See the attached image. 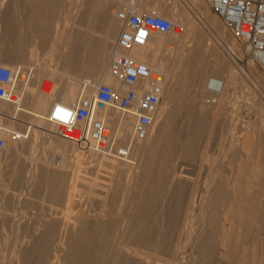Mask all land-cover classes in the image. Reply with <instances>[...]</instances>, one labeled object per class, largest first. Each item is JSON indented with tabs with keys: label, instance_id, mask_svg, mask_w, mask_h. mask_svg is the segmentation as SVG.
<instances>
[{
	"label": "rangeland",
	"instance_id": "obj_1",
	"mask_svg": "<svg viewBox=\"0 0 264 264\" xmlns=\"http://www.w3.org/2000/svg\"><path fill=\"white\" fill-rule=\"evenodd\" d=\"M13 1L14 0H12V1L0 0V21H1L0 22V43L2 44V45L0 44V57L3 56L4 54L7 55L8 52H9V54H17L18 48H14V46L11 44V42H13L14 40L16 41L18 39L20 41H23V38L21 36H20V38L19 37H17V38L13 37L15 35H13V32H11L12 28L17 26V24H19L20 22H22L20 20L23 19V16L26 15L25 13L28 11V10H25V11H23V10L29 9V8H24L26 5L28 7H30L32 5H37L39 3L38 0H32L33 4H32L31 0H15L14 4H13ZM52 1L53 0H50L51 4L54 3L53 8H52L53 11L59 13V15H60V17H59V21L61 22L60 24L67 26L69 23L68 27L66 28L67 29L66 33H65L66 35H64L65 39H63V42L61 43V44H63V43L64 44L59 45V47L56 49L57 51L59 49L60 52L59 51L57 52L55 50L58 53L57 54L52 49L54 46H51V47L48 46L49 49L47 48L45 50V52H44L45 54L38 51L37 47H35L36 49H33L34 45H36V43H37V40L34 39L36 37H33V36H32L33 37L32 43L30 42L31 43L30 45L32 47L29 45L28 47H30V49H28V47H27L25 49L26 52L24 51V53L28 56L27 57L24 54L25 57H27V58H25L26 61H24V62L28 63V64H26V66L29 65V63L31 62L32 59L36 60L35 56L40 57V54H41V56L43 54V56L46 55L48 57L49 56L54 57V59L49 58L51 61L48 60L46 62V67L49 64L48 65L49 67H47V68H50V69L45 71V73L43 72L44 74H46V76H44V78L40 84V87H41L43 82L57 83L58 85H61L60 81H58L55 78L51 79V77H50L51 73L55 72L54 71L55 69L62 71L66 68H71V71H73L75 74L76 73L86 74L91 69L92 65L94 64V60H96V58L100 54L99 51L101 49L100 48L101 43L103 42L102 35L105 34L104 30L108 29L107 25H109V23H110L108 21L111 18L110 16L112 15L111 10H112V12L114 10L119 11L120 9L125 8L128 3H133V2H137V4L141 3L142 5L140 4V6H142V7L144 6V8H148L151 4L154 5V3H157V2H155L157 0H152L154 2H151V0H142L143 2L141 0H127V1L126 0H105L106 1L105 4L108 7L107 8L105 6V8L109 9L110 10V12H109V10L104 11V10H102L103 8L100 9V8L96 7L95 6L96 5L95 0H56V1L54 0L53 3H52ZM61 1H63V2H61ZM123 1H125L126 4ZM163 1H168L170 3H176L180 8H182V7L186 8V6H187L186 0H163ZM78 2H80V3H78ZM30 4H32V5H30ZM201 4H202L201 7H202L204 12H206L207 10H210V12H211L210 17H211L212 21H214L216 23L218 30L221 32H224L228 41H230L232 44L234 43L236 45L235 50L237 52L236 53L237 56L243 57L242 46L240 45V43L238 41H236L233 38V36L226 30V28L224 27L221 20L215 15V13L209 8V6L206 5L203 1L201 2ZM7 8H9V9H7ZM152 9H155V7L152 6ZM21 10L23 12H21ZM104 12H106L105 13L106 17H105ZM107 13H108V16H107ZM74 14L77 17H75ZM114 14H117V12H115ZM66 15H68V20H66V18H65ZM69 16H71V17H69ZM78 17H80V18H78ZM115 17H116V15H115ZM74 18L75 19L77 18L78 20H75ZM17 19H19L20 22L19 23L17 22V24L15 25V21ZM89 19H91V20H89ZM4 21H7V22H4ZM67 21H68V23H66ZM75 21H77L79 24ZM87 22H88V24H87ZM94 22L97 23L96 27H95ZM1 23L3 24V26ZM86 24L89 25L90 29L95 30L94 33H96V34H94L93 32L90 31V33H91L90 34L91 38L89 41L90 44L88 43L87 46L83 45L84 42H83L82 37L84 35H81L82 32H83V34H85V32L83 30L86 28ZM119 25H118V31L120 32V29H119L120 26ZM83 26L85 28H83ZM105 26H107V27H105ZM97 27H98V29H97ZM104 27H105V29H104ZM6 28L8 29L7 33L9 34V35H7L8 39L2 37L3 36L2 34H3L4 30H6ZM71 29L73 30V32ZM185 29H186V27H185ZM102 30H103V33H101ZM96 31H98V32H96ZM79 32H81V33H79ZM119 32L116 34L115 39L118 37ZM97 34H98V36H96ZM92 36H94V37L96 36V38L94 39ZM100 36H101V38H100ZM168 37L170 38V34L165 35V38H168ZM79 38L82 39V41L80 39V41L82 42L81 44H79L80 43L78 41ZM12 39H13V41H12ZM100 41H101V43H99ZM190 42H192V43H190ZM95 43H96L97 48L94 46ZM174 45L178 49L182 48V46L180 45L179 42L175 43ZM89 46L92 48L90 49ZM110 46H111V44H110ZM110 46H108L107 49L110 50ZM195 46H196V42L192 41L191 39H190L189 43L186 44L187 49H190V48L195 47ZM8 50H10V51H8ZM31 51L32 52H38V53H30ZM87 51H90V52H87ZM48 52L50 54H48ZM69 52L71 55L69 54ZM81 52L83 55L80 54ZM94 52L96 54L95 58H94ZM107 52L109 54V51H107ZM55 53H56V55H55ZM86 54H88V55H86ZM221 56L225 58V56L223 54H221ZM48 57H45V58L48 59ZM30 58H32V59L30 60ZM27 59L30 60V62H28ZM79 59H80L81 64L78 61ZM82 59H83V61H81ZM225 59L223 60V61H225V64L230 62L227 59L226 60ZM166 62L167 61L165 60L164 63L166 65V71H168V70L170 71V68H171L172 70L175 69L174 72L177 71L176 73H179L176 76V85H177V88H179L178 87L179 84L182 83V75H181L182 72L181 71H183V67L182 66L177 67L178 64H176V63H179V61L175 62L176 68H175V66L172 67V64H173L172 61H169V65ZM78 63L80 64V67H79ZM0 64H1V62H0ZM36 64L38 66H42L43 60L39 59L36 62ZM230 64L232 66V69L234 68L233 71H235L236 74L239 76L238 79L240 81H238V84L236 86H234L235 88L233 86H231L232 90L230 87L228 94H227L228 96L226 97V99L223 98L225 100V103L223 102V99L219 102L221 104H219L217 102L208 103L206 98L202 95V88L198 85L196 86L197 88L194 87V83L197 81L195 78H193L194 80L192 79V81L189 83L188 89L184 90L183 85H182V88L179 89L180 92H178L179 97L176 98L177 101H175L174 104L171 103L168 106L169 110H171L170 108L176 109V111H175L176 113L174 112V117L168 118L167 112L165 111V114H163V117L161 118L159 125L156 126V129H159V128L162 129V133L164 134V136L162 134L161 140L156 145V148H157L156 151H157L158 150L157 146H159V144H160L159 150L157 151V154H156L158 157L155 155L156 157L155 156L152 157L151 160H150V158H148V160H146L147 158H145L141 161L140 159H138V157H136L134 155V152H133L132 153L133 155L131 154L132 158L130 157V159L122 160L123 162H128L129 166L131 165L130 167H128V166H124L121 163L122 161L120 159L115 158L113 155L108 156L107 157L108 159L104 158L105 159L104 160V159H102L103 158L102 155H97L99 157L98 158L96 155L90 157L89 154H87V155L83 154V157H79V156L75 157L76 159L80 158L78 160L73 158V161L72 160H70V162L67 161V164H66L67 167L63 168V169H65V171L63 172L62 168L59 167L62 156L52 152V150L49 149L51 137L48 136V138L47 137L45 138V136L43 135V132H48L45 130V128H43V127H42V129L36 128V129L40 130L41 133H39V135H38V138L36 140V144L33 143L34 144V150L32 152L29 150H26V153L28 151H29V153L22 154L23 156L15 153V149L12 148V146L8 142V140H5L6 141V148L2 149V150L0 149V242H1L0 264H22V263L34 264V263H36L38 260V259L36 260V258H38V256H37V253L39 252L38 248L40 249L41 243L47 239L46 236L52 237L55 235V233H54L55 228L53 225H55L57 228V225L59 226L61 223H64V222L65 223L61 224L60 227L58 228L59 230L61 228H63V229H61V231H62V230H64V228L66 229L67 225L72 224L71 226H73L75 224V225H77V228L75 229V231H70V232L71 233L74 232L73 234H78V233L80 234L81 233L82 235L84 233L86 235V236L83 235V238H82L83 242L82 241L80 242V244L82 243V245H80V247H83V245H84L83 248L87 249L88 247L91 246L88 250L89 254L86 253L87 252L86 251L85 255H83L84 257L82 256V254H84V253H82L80 255L81 257H79V258L76 257V256H79L78 254H75L76 256L74 254H71L72 259L74 260V262H76L75 264H83V262L88 260L91 256L92 257L94 256V258H92V257L90 258L92 260H90L91 263H89V264H92L94 262V260H95V262L93 264H97V262L99 264V262L102 261L101 258H103V257H104L103 261L100 264H105L104 263L105 261L107 262L106 264H114V261L112 260V259H114V256L111 254L112 250H114V246H112V245L120 238L121 233H124L125 239L128 240L129 244L131 243L130 244L131 251L132 250L135 252L137 251V253L139 255H142L143 257L148 259L150 264H165L167 261L168 262L166 264H172V263L173 264H216V263L217 264H240V262L242 264H247V262H248V264H252V263L253 264H264V202H263V200H264V72L261 69H259L258 67L248 66V68L254 73L256 80L246 78V77L244 78L243 77L244 74L242 73L240 68H238L235 64H232L231 62H230ZM76 65H78V66H76ZM234 65L236 66V68ZM43 66L45 67V65H43ZM77 70H79V71L77 72ZM48 71H50V72H48ZM83 71L85 73H83ZM209 75H212V74H209ZM71 76H73V74H70V79L72 78ZM92 79L93 78H91L90 76L88 77V80L92 81ZM178 80H180V81H178ZM71 81L72 80H70V82ZM177 82H179V84ZM204 84H205V82H204ZM190 88L191 89L193 88V89L191 90ZM196 89H198V90H196ZM187 92H189V100L184 99V96ZM25 96L26 95L23 96L24 104L26 101ZM28 104L30 105V103H27V105ZM202 104H205L206 106L201 107ZM190 110H191V112H190ZM200 115L206 117L205 121L207 123H206V125L200 127L198 129V131H197V129H196V131H194L195 127H193L192 125H189L188 121H198V119L190 120L188 117L194 116L195 118L196 117L200 118ZM24 118H26V119H24ZM20 119L22 120L21 122H20ZM27 119H28V121H27ZM24 120L26 123L23 122ZM6 121H7L6 119L3 121L0 120V129L2 127L4 128L7 126V125H5ZM13 121L27 125L30 123V118L29 117H18V119H14ZM116 121H119V120L116 119ZM17 127H18L17 128L18 130L16 132L22 133L21 131H19V125ZM33 128H34V126H33ZM254 130H255V132H254ZM155 131L152 133L153 139L156 136ZM253 132H254V135H253ZM195 133H197V136H196V138H193L192 136ZM250 136H251V142H250L251 144H248V145L244 144V146H243V143H245L244 139H246V137H250ZM30 138H32L31 134L27 137V140L25 139L26 144L25 143L24 144L26 145V147L29 146V143H27V142H29L28 139L30 140ZM252 139H253V143H252ZM238 142H240V143H238ZM143 144H144V142H143ZM169 144H170L171 149H170V153L168 154V156L169 155H171V156H169V157L167 156V158L165 159L166 163L163 167L162 158L160 157L162 154L161 151L164 147L169 146ZM245 145H246V147H245ZM251 145H254L253 147H257V148L255 149L252 147L253 153L250 154L249 152H252L251 147L248 148L247 146H251ZM242 146L244 147L245 151H244V149L242 150ZM259 146H261L260 147L261 149L259 148ZM246 149H247V152H246ZM254 149L256 151H254ZM258 149L261 151H259ZM77 150L79 151L78 148H77ZM172 150H174V151H172ZM182 151H183V153H182ZM243 152H245V154ZM246 153L250 154L249 157ZM258 153L260 155L262 154V157ZM242 154H244V155H242ZM27 155H29L30 158ZM256 155H258L259 158ZM173 156H175V158ZM244 156H245V158H244ZM252 158H255V159H252ZM175 159H177V160L175 161ZM248 159H250V161H249L250 163L252 162V160H254L255 162L253 161L254 163L246 164L247 167L249 168L246 170L247 167H246L245 163H246V161L248 162ZM259 159H262V160H259ZM115 160H116V163H115ZM137 160H138V162L136 163ZM256 161H258V162L260 161V162L258 163ZM16 162H18L19 164H17ZM50 162H52V164ZM100 162H102V163H100ZM242 162L244 163V165H242L243 164ZM256 163H258V164H256ZM5 164H6V166H5ZM48 164H51V165H48ZM13 165H15V166L13 167ZM99 165H100V167H99ZM154 165H155V167H154ZM255 165H257L258 169H260V170H258L257 168H252V167H256ZM16 166L18 169L20 168L19 171L16 168ZM68 166H69V168H68ZM147 166H148V168H147ZM171 166H173V167L171 168ZM185 166L187 168H185ZM241 166H244V167L241 168ZM250 167L252 168V170ZM44 168H46L48 170L49 174H52V172L60 174V175L64 174L63 179H61L63 182H61V180H60V182L55 183L51 180L50 175H48V176L41 175L42 170L44 171ZM59 168H61V169H59ZM67 168H68V170L70 169L68 173H67V171H68ZM238 168H240V169H238ZM15 170H17L18 173H17V171L15 172ZM73 170H75V171H73ZM88 171H89V173H88ZM152 171H153V174L151 175ZM174 171H176V172H174ZM244 171L246 172L245 174H243ZM255 172H258V175H260V177H257L258 175H257V173L255 174ZM16 173H17V176H19L20 178L15 175ZM69 173L72 174V176L74 174L75 175L72 177ZM134 173H136V174H134ZM137 173H139V174H137ZM164 173H165V175H164ZM249 173L252 174L251 176L253 178L249 175ZM143 174H144V176H143ZM65 175H66V177H65ZM67 175H68V177H67ZM238 176L240 178H238ZM244 176H246V177H244ZM254 176L256 177V179L254 178ZM41 177H43V179ZM141 177L142 178L145 177L146 180L145 179L141 180L140 179ZM165 177H167L166 178L167 179V184H166L167 186H164V187L160 186V184H158L157 182L160 179L165 178ZM22 178H23V180H22ZM77 178H78V182L76 180ZM257 178H259L258 179L259 181H257ZM64 179H65V182H64ZM88 179H90V180H88ZM174 179L176 180V182L174 181ZM236 179L238 181L240 179L241 180H240V182H238V181H236ZM243 179L248 180V181L246 182ZM16 180H19V181L15 182ZM87 180L89 181V184H91V186H88L89 184L87 183ZM182 180L184 182H182ZM254 180H256L255 184H254ZM82 181H83V185H82ZM105 181H106V183H105ZM235 182H237V183H235ZM243 182H245V183L243 184ZM248 182H249V184L252 183L251 186L248 184ZM192 183H193V185H192ZM234 183L236 184V186H238L240 183H242L239 185L240 187L244 186V187H241L242 193H240V195L237 196V199L235 198V195L233 194L234 193L233 191L236 190ZM246 183L249 186H247ZM20 184H21V186H20ZM49 185L51 186L50 188H49ZM56 185H58V187ZM197 185H200V186H197ZM195 186H196V189L194 188ZM80 187H81V189H80ZM129 187H130V190H129ZM161 187H163L165 190L163 188L160 189ZM191 187H192V189H191ZM201 187L205 188V189L203 188L204 191ZM246 187H247V190L245 189ZM248 187L250 189L252 187H254L251 189L252 192H250L251 190H249ZM219 188H220V190H219ZM17 189H19V190H17ZM131 189H132V191H131ZM152 189H154V192H152L153 191ZM194 189H195V192L197 190L196 193L194 192ZM58 190H60V191H58ZM88 190H92V193H91V191H88ZM244 190H245V192H247V195L245 194V192H243ZM65 191H66V193H65ZM81 191H83V192H81ZM163 191L164 192L166 191V192L164 193ZM54 192H55V196H54ZM85 192H88V194H84ZM213 192H215V194ZM116 193H118V194H116ZM161 193H163L164 195H162ZM220 193L222 196H220ZM194 194L197 197L201 196L203 194L202 195V197H203L202 202L199 205L200 209L198 210V212H200V213H197V211H195L196 213L187 211V209H188L187 207H189V203H190L189 200H191V199L193 200V198L195 197ZM225 194H227V195H225ZM257 194H258V196H257ZM86 195H88V196L90 195V196L88 197ZM92 195L94 196L93 198H92ZM159 195H162V197L157 198V196H159ZM61 196H62V199H60ZM205 196H206V198H205ZM57 197H59V198H57ZM73 197H75V199ZM150 197H152V198H150ZM258 197H262L263 199L260 200L261 198H258ZM68 198L72 201V202H70L71 205H68V203H69ZM177 198H178V200H177ZM232 198H233V200H231ZM234 198H235V201H234ZM247 198H248V200H247ZM77 200L79 203L76 202ZM259 201H261V202H259ZM72 203H73V205H72ZM236 203H237V205H236ZM253 203L255 204V206L257 208L255 206H253L254 205ZM261 203H263V205ZM231 204L233 205L232 207H231ZM242 204H245V205H242ZM100 205H101V207L99 208ZM104 205H105V207H104ZM240 205H242V206H240ZM259 205L261 206V208ZM73 206H76L77 208L73 207ZM234 206H236V207H234ZM110 207H112V208H110ZM227 207H228V209L226 210ZM230 207H231V209H230ZM244 207H246V209H248V210H246V209L244 210ZM52 208H54V209H52ZM55 208H57V209H55ZM63 208H66V209H63ZM70 208H71V211H70ZM74 208H75V210H74ZM92 208H94V209H92ZM251 208H252V212H251V210H249ZM253 208H254V210H253ZM76 209H78V211H76ZM101 209L102 210L104 209L105 211L103 210L104 212H102ZM229 209H230L231 214H230V212H228ZM261 209H262V211L260 212ZM56 210H61V211L65 210V212H60V211H56ZM72 210L76 211L77 213L73 212ZM84 210H86V211L83 212ZM184 210H185V212H184ZM206 210L208 213L206 212ZM231 210H234V211L232 212ZM50 211H52V212H50ZM66 211H67V213H66ZM235 211L236 212L238 211V213H237L238 216L236 215ZM99 212L100 213L102 212V213L100 214ZM105 212H107V213H105ZM202 212H204V213L202 214ZM214 212H217V213L214 214ZM60 213H61V215H60ZM63 213L65 215H67V217ZM239 213H240V217H239ZM251 213H253V214H251ZM261 213L263 214V216ZM16 214H17V216H16ZM68 214H69V217H68ZM99 214L103 215V216L105 215L104 217L102 216L103 219H101ZM184 214L185 215L187 214L186 215L187 219L185 218ZM194 214L196 215L195 218H193ZM83 215H84V217H83ZM228 215L231 217L228 218L229 217ZM232 215H233V217H232ZM252 215H254V216H252ZM52 216H53V218H52ZM94 216H95V218H93ZM235 216L237 217L236 220H238V221L235 220ZM105 217L108 218V220H106ZM182 217H184V218H182ZM214 217H215V219H214ZM217 217H218V220L216 219ZM226 217L228 219L227 220L225 219L226 220L225 221L224 218H226ZM238 217H239V219H238ZM69 218H71L70 219L71 222L69 221ZM97 218L100 221H98ZM112 218L116 219V220H114L116 222H114ZM231 218L234 220L235 226L233 225ZM55 219H57V220L55 221ZM63 219H64V221H63ZM75 219H76V221H75ZM77 219L79 220L78 222H77ZM92 219H94V220H92ZM193 219H195V220H193ZM240 219H241V222L239 224ZM59 220H61V223ZM83 220H86L87 222L86 221L84 222ZM95 220L97 221L98 224L96 223ZM204 220H206V221H204ZM228 220L231 222H229ZM242 221H244L245 223H243ZM9 222H10V224H9ZM100 222L103 224L104 230L98 228V226L99 227L102 226V224ZM117 222L119 225L117 224ZM222 222L223 223L227 222L228 223V224L226 223L227 226L229 225V223H230V225L228 227H225L226 226V225H224L225 223L222 224ZM190 223H191V225H190ZM49 224L51 227L48 226ZM120 224H121V226H120ZM110 225L111 226L113 225V226L111 227ZM125 225L127 226V228ZM180 225H181V227H180ZM183 225H184V227H183ZM232 225L235 228H234V230L231 231V229H233ZM238 225L240 226V228L244 227V228L240 229V232H242V235H241V233H239V226ZM82 226H83V228H82ZM149 226H150V228H149ZM223 226H224L223 230H225V228H226V230L224 231L225 235L230 236L229 239L231 238V240L234 239V241L232 243L231 240H230L231 242L228 240V237L226 238L227 244L230 242L228 245L226 244L227 245L226 249L220 247L221 246V244H220L221 239H222V237L225 236V235L223 236L224 233H222L223 230L221 227H223ZM47 227L48 228L50 227V228L48 229ZM110 227H111V229H110ZM117 227H119L120 230ZM178 227H179V229H178ZM113 228H114V231H113ZM176 228L178 229L179 232L182 230L180 232L181 234H183L182 236L177 231ZM227 228H230V230L228 229V231L230 233L227 232ZM50 229L52 231H49ZM58 229H56V230H58ZM80 229H83V230H80ZM97 229L102 230V231L99 232V230H97ZM107 229L109 231V234H108ZM124 229H126L127 231ZM251 229L253 232H250ZM59 230L56 232L59 233ZM92 230L93 231L95 230V231L91 232ZM115 230H117L118 232ZM45 231H46V233H45ZM65 231H63L62 233H66L68 230L66 232ZM82 231H84V232L82 233ZM110 231L111 232L113 231V232L111 233ZM185 231H186V234L184 233ZM187 231H188V234H187ZM47 232H49V233L47 234ZM101 232H102V234H101ZM114 232H115V235H114ZM87 233L89 234L88 236L93 237V241H91V243L89 242L90 241L89 239H87L88 241L86 240V238L88 237ZM90 233H92V234H90ZM116 233L117 234L120 233V234L117 235ZM226 233H228L229 235ZM177 234L179 235L178 237L181 239H179V238H178L179 240L177 239V237H176ZM231 234H233V235H231ZM235 234H237V235H235ZM93 235L97 238V240L95 239V237ZM110 235L111 236L114 235V236L111 238ZM184 235H185V237H184ZM221 235H222V237H221ZM238 235H239V237L241 235L242 241L240 240L239 237H236V239H235V236H238ZM107 236L109 237V239H107L108 238ZM115 236L118 237L117 240H116ZM138 236H140V237H138ZM169 236H170V238H169ZM33 238H35V240ZM36 238H37V240H36ZM39 238H41V239H39ZM105 238L107 239V241ZM135 238H136V240H135ZM156 238L159 239V241L157 240L158 242L155 241ZM237 238L239 240H237ZM160 239H162V240H160ZM102 240H104V241H102ZM194 240H195V242H194ZM235 240H237L241 244L236 242ZM35 241H37L38 243ZM133 241H135V242H133ZM93 242H95V243H93ZM100 242H102V243H100ZM138 242H140L141 245ZM152 242H153V244H152ZM192 242H193V244H192ZM34 243H37L39 246L37 244H34ZM96 243H98V244H96ZM104 243H106L107 246ZM147 243H148V245H147ZM156 243H158V244H156ZM235 243L237 245H239L237 247H240L238 252H236L237 250L235 249L236 248ZM178 244H179V246H178ZM197 244H202V245H197ZM88 245H90V246H88ZM136 245H138V246L140 245V246L138 247ZM144 245H147L148 247L145 246V248H144ZM149 245L151 247H149ZM231 245H232V247H231ZM100 246H102L104 248V250H102V252H103L102 254H100L101 253L100 250L103 248L102 247L100 248ZM142 246L144 249L142 248ZM95 247L100 248V249L96 250ZM110 247H112L113 249H111ZM227 247H230L231 248L230 250L232 252H230L229 248H227ZM93 248H95V249H93ZM172 248H174L176 250H174ZM105 249H106V253H104ZM109 249L111 250V252ZM140 249L142 250V253H141ZM146 249H148V250H146ZM152 249H153V251H152ZM179 249H180V251H178ZM193 249H195V250H193ZM234 249L236 251H234ZM93 250H95L97 253ZM172 250H173L174 254H173ZM252 250L255 252V254ZM175 251H177L176 253H178L179 255L176 254ZM195 251H196V253H195ZM245 251L247 252V255H246ZM154 252L156 253V255H153ZM162 252H163V254H162ZM221 252H222V255L220 254ZM108 253L110 255H108ZM151 253H152V255H150L149 256L150 258H148V255ZM242 253H244L243 254L244 256H241ZM26 254H29L31 256V260H33L34 262H31L30 259L28 261V258L30 256L29 255L26 256ZM251 254H253V256ZM18 255H20V257H18ZM88 255L90 257H88ZM100 255L101 256L105 255V256L101 257ZM172 255H173V257H172ZM174 255H178L177 258H176V256L174 258ZM187 255L188 256L190 255L189 258ZM23 256H25V257H23ZM73 256H74V258H73ZM231 256H232V258H231ZM255 256H256V258H255ZM75 257L78 260H76ZM97 257L98 258L101 257L100 258L101 260L98 259ZM164 257L167 258V260ZM242 257H244V258L242 259ZM251 257H252L253 261L251 260ZM22 258H23V260L21 261ZM24 258L27 259V260H25V262H24ZM162 258H163V260H162ZM107 259H109L110 261ZM79 260H81L82 263ZM178 260H180V261H178ZM256 261H258V262H256ZM108 262H110V263H108ZM243 262H245V263H243ZM72 264H74V263H72Z\"/></svg>",
	"mask_w": 264,
	"mask_h": 264
},
{
	"label": "bare ground",
	"instance_id": "obj_2",
	"mask_svg": "<svg viewBox=\"0 0 264 264\" xmlns=\"http://www.w3.org/2000/svg\"><path fill=\"white\" fill-rule=\"evenodd\" d=\"M10 1H12V0H10ZM15 1V0H14ZM14 1H13V4H14ZM32 1V0H31ZM39 1V5L37 4V5H32L33 4V1H32V4H30V5H32V6H30V7H28L27 5L24 7V8H29V9H22L23 11H25V10H28L25 14L26 15H24L23 16V19L22 20H20V21H22V22H20L19 21V19H17L16 21H15V25L17 24V22L19 23V24H17V26H15L14 28H12V31L11 32H13V35H15V36H13V37H19L20 38V36L23 38V41H20L19 39L18 40H14L13 41V39H12V41L13 42H11V44L14 46V48H18V50H17V54H9V52L7 53V55H3V56H1L0 57V62H1V65H4V66H7V67H9V68H11V69H13L14 70V72L17 74V73H19L20 71L21 72H23V70H24V72L26 71V76H23L22 77V79H21V82L20 81H18V82H16V84L14 85V89H15V91L16 92H18V95L19 96H24V95H26L25 96V98H26V101H25V104H24V100H23V98H22V100H18L17 98H13V103H11V102H7L6 104H3L2 105V107L0 108V120H7L6 121V124L5 125H7L6 127H2L1 129H0V136L4 139V140H8V142L11 144V146H12V148L13 149H15V153H17L18 155H22V154H27V153H29V151H33L34 150V144H36V140H37V138H38V135H39V133H41V131L40 130H38V129H36V128H41L42 129V127L43 128H45V130L46 131H48V132H43V135L45 136V138L47 137L48 138V136L49 137H51V142H50V144H49V149H51L52 150V152H54V153H56V154H59V155H61L62 156V158H61V162H60V166L59 167H61L62 168V170H63V172L65 171V169H63V168H66L67 167V161H69L70 162V160H72L73 161V158H75L76 156L78 157H83V154L84 155H87V154H89L90 155V157H92V156H94V155H102L103 156V158L102 159H108L107 157L108 156H111L112 155V151H113V148L115 147V145L117 144V145H124V146H126L128 149H129V151L131 152V153H133L134 152V155L136 156V157H138V159H140L141 161L143 160V159H145V158H147L146 160H148V158H150V160H151V158L152 157H154L156 154H157V151L159 150V147H160V144H159V146H157L158 147V150L156 151V145H157V143L161 140V137H162V129H156V126L157 125H159V123H160V120H161V118L163 117V114H165V111L167 112V116H168V118L169 117H171V118H173L174 117V112L176 111V109L175 108H170L171 110H169V105L172 103V104H174V102L175 101H177L176 100V98H178L179 97V95H178V92H180L179 91V89L180 88H182V85H183V89L185 90V89H188V86H189V83L192 81V79L193 78H195L196 80V82L194 83V87H196L197 85L198 86H200L201 88H202V95L206 98V100H207V102L208 103H215V102H217V103H219L223 98H225L226 99V97L228 96L227 94H228V91H229V89H230V87L231 86H236L237 84H238V81H240L239 79H238V75L236 74V72L235 71H233V69H232V66H231V64H230V62L232 63V64H235L238 68H240V70L242 71V73L244 74V78L246 77V78H250V79H253V80H256L255 79V76H254V73L248 68V66H246L244 63H243V57L242 56H237V52H236V45L233 43H231L230 41H228V39L226 38V35H225V33L224 32H221V31H219L218 30V28H217V26H216V23L214 22V21H212V19H211V17H210V10H207L206 12H204L203 11V9H202V7H201V2H202V0H186V8H180L176 3H170V2H168V1H163V0H157V1H155V2H157V3H154V5H150L148 8H144V6L142 7V6H140V8H141V10L142 11H146V12H149V13H154V14H157V15H160V16H162V17H164V18H166V19H168V20H170V21H172V22H174L175 24H178V25H182L184 28L186 27V29H185V32L182 34L181 32H180V30H176V32H172L171 34H170V38L168 37V38H165V35H163V34H159V35H155V36H153L152 37V39H151V41H150V43L147 45V46H144V47H137L135 50H134V52H133V55L136 57V58H138L139 60H141V61H144V62H147V63H149L151 66H153V67H157V68H159V69H161L163 72H164V74H165V76H166V84H165V90H164V99H163V103H162V106H161V109H160V113H159V116H158V118H157V120H156V122H155V124L151 127V134H150V137H149V139L147 140V141H145L144 142V144L143 143H140V142H137L136 141V139H135V137H134V135H133V122H134V117H131L130 119H128L126 116V114H124V113H115V114H112V112L114 111V109L113 108H111V110H109V111H106V112H101V113H99V118L100 119H102L104 122H106V123H112V126H113V128H114V131H115V137H116V142H113L112 144H111V147H110V149H108V150H100V149H98L93 143H88V144H83V145H75V144H73V143H71V142H69V141H67V140H65V139H63L60 135H59V132H58V130L56 129V127H54L53 125H51V124H49L48 122H47V120H46V117H47V115L49 114V111H51L50 109H53L54 107H55V105L58 103V102H64V103H71V102H74V101H77V100H79L80 98H82V97H84L85 95L86 96H89V95H93V94H95V92L97 91V89H98V87H99V85L100 84H108V85H111V86H116L117 84H116V80L108 73V70H107V67H108V61H109V57H110V50L109 49H107L108 48V46H110V44H111V46L113 45V43H114V39H115V36H116V34L119 32L118 31V25L120 24V22L118 21V19H117V15L116 14H114L115 12H117L116 10H114L113 12H112V10H111V13H112V15L110 16L111 18L109 19V21L108 22H110L109 23V25H107L108 26V29H105V27H107V26H105L104 27V35H102V40H103V42L101 43V41L99 42V43H101V49H100V54H99V56L96 58V60H94V64L92 65V67H91V69L86 73V74H80V73H74L73 71H71V68H66V69H64V70H62V71H60V70H57V69H55L54 71L55 72H52L51 73V79H53V78H55V79H57L58 81H60L61 82V85H58L57 83H49V82H45V84H44V86H43V88H42V90H41V87H40V84H41V82H42V80H43V78H44V76H46V74H44L45 73V71H47L48 69H50V68H47V67H49L48 65H47V67H46V62L48 61V60H50L49 58H53L54 59V57H52V56H43V54H42V56H41V54H40V57H38V56H35L36 58V60H34V59H32V58H30V60H31V62H30V60H28L27 59V61L28 62H30L29 63V65H27L26 66V64H28V63H26V62H24V61H26V59L25 58H27L28 56L24 53V51L26 52V48L32 43V39H33V37H36V38H34V39H36L37 40V43H36V45H34V47H33V49H36L35 47H37V49H38V51H40V52H42V53H44L45 52V50L48 48V46H54L52 49L55 51L58 47H59V45H63V44H61L62 42H63V39H65L64 38V35H66L65 33H66V28L68 27V25H69V23H68V21L66 22V23H68V25L67 26H64V25H62V24H60L61 22L59 21V17H60V15H59V13H57V12H55V11H53V1H52V3L53 4H51L50 3V0H38ZM56 1V0H55ZM127 1V0H126ZM142 1V0H141ZM140 1V2H141ZM20 2V1H19ZM61 2H63V1H61ZM95 2H96V7H98V8H100V9H102V10H104V11H108L109 9H107L108 7H107V5L105 4L106 3V1L105 0H95ZM94 2V3H95ZM124 3H125V1H123ZM139 2V1H138ZM143 2V1H142ZM148 2V1H147ZM151 2H154V1H152L151 0ZM150 2V3H151ZM78 3H80V2H78ZM8 4V3H7ZM11 4V3H10ZM50 4V5H49ZM126 4V3H125ZM129 4V3H128ZM127 4V5H128ZM139 5L141 4V3H138ZM67 5V4H66ZM80 5V4H79ZM82 5V4H81ZM92 5V4H91ZM90 5V6H91ZM142 5V4H141ZM20 6V5H19ZM83 6V5H82ZM87 6V5H86ZM105 6L107 7V8H105ZM110 6V5H109ZM152 6H154L155 7V9H152ZM62 7V6H61ZM75 7V6H74ZM93 7V6H92ZM15 8V7H14ZM19 8V7H18ZM7 9H9V8H7ZM12 9V8H11ZM10 9V10H11ZM19 10V9H18ZM21 10V12H23ZM86 10V9H85ZM63 11V10H62ZM73 11V10H72ZM4 12V11H3ZM16 12V11H15ZM109 12H110V10H109ZM80 13V12H79ZM85 13V12H84ZM103 13V12H102ZM106 12H104V14H105ZM2 14V13H1ZM9 14V13H8ZM4 15V14H3ZM115 15H116V17H115ZM9 16V15H8ZM74 16L75 17H77L75 14H74ZM107 16H108V13H107ZM11 17V16H10ZM18 17V16H17ZM69 17H71V16H69ZM73 17V16H72ZM99 17V16H98ZM105 17H106V14H105ZM20 18V17H19ZM65 18H66V20H68V15H66L65 16ZM78 18H80V17H78ZM16 19V18H15ZM14 19V20H15ZM61 19V18H60ZM75 19V18H74ZM73 19V20H74ZM85 19V18H84ZM93 19V18H92ZM100 19V18H99ZM108 19V18H107ZM75 20H78L77 18L75 19ZM89 20H91V19H89ZM9 21V20H8ZM107 21V20H106ZM1 22V21H0ZM4 22H7V21H4ZM75 22H77V21H75ZM107 22V23H108ZM13 23V22H12ZM78 23V22H77ZM95 23V22H94ZM106 23V22H105ZM119 23V24H118ZM2 24V23H1ZM14 24V23H13ZM79 24V23H78ZM77 24V25H78ZM87 24H88V22H87ZM86 24V28L83 26V28H85L83 31L85 32V34H83V32H82V34L81 35H84L82 38H83V42H84V44L83 45H85V46H87L88 45V43H89V41H90V38H91V36H90V31L91 32H95V30H93V29H90V27H89V25H87ZM6 25V24H5ZM4 25V26H5ZM96 25H97V23H95V27H96ZM2 26H3V24H2ZM99 26V25H98ZM120 26V25H119ZM6 27V26H5ZM4 27V28H5ZM81 27V26H80ZM93 27V26H92ZM94 27V28H95ZM72 28V27H71ZM3 29V28H2ZM97 29H98V27H97ZM120 29V28H119ZM72 30V29H71ZM107 30V31H106ZM99 31V30H98ZM98 31H96V32H98ZM8 29L6 28V30H4V32H3V36L2 37H4V38H6V39H8V37H7V35H9L8 33ZM10 32V33H11ZM72 32H73V30H72ZM100 32V31H99ZM79 33H81V32H79ZM78 33V34H79ZM101 33H103V30H102V32ZM100 33V34H101ZM208 35H207V34ZM12 34V33H11ZM94 34H96V33H94ZM206 34V35H205ZM93 35V34H92ZM33 36V37H32ZM96 36H98V34L96 35ZM96 36L94 37V36H92L94 39L96 38ZM32 37V38H31ZM80 37V36H79ZM92 38V39H93ZM100 38H101V36H100ZM3 39V38H2ZM80 39L81 38H79V44H81L82 42V39H81V41H80ZM93 39V40H94ZM98 39V38H97ZM190 39L192 40V41H195L196 42V46L195 47H192V48H190V49H187L186 48V44L187 43H189V41H190ZM35 40V41H36ZM99 40V39H98ZM34 41V42H35ZM75 41V40H74ZM92 41V40H91ZM212 41V42H211ZM8 42V41H7ZM31 42V43H30ZM69 42V41H68ZM98 42V41H97ZM180 43V45L182 46V48L180 49H178V48H176L175 47V43ZM6 43V42H5ZM67 43V42H66ZM190 43H192V42H190ZM1 44V43H0ZM35 44V43H34ZM90 44V43H89ZM98 44V43H97ZM2 45V44H1ZM4 45V44H3ZM8 45V44H7ZM6 45V46H7ZM73 45V44H72ZM173 45V46H172ZM31 46V45H30ZM96 48H97V46H96V43H95V45H94ZM93 46V47H94ZM111 46H110V48H111ZM12 47V46H11ZM32 47V46H31ZM66 47V46H65ZM70 47V46H69ZM79 47V46H78ZM62 48V47H61ZM77 48V47H76ZM89 48L91 49L92 47H90L89 46ZM28 49H30V47H28ZM32 49V48H31ZM49 49V48H48ZM80 49V48H79ZM4 50V49H3ZM14 50V49H13ZM12 50V51H13ZM64 50V49H63ZM96 50V49H95ZM8 51H10V50H8ZM51 51V50H50ZM57 51V50H56ZM55 51V52H56ZM58 51H59V49H58ZM57 51V52H58ZM79 51V50H78ZM85 51V50H84ZM91 51V50H90ZM90 51H87V52H90ZM93 51V50H92ZM98 51V50H97ZM107 51H109V54H108V52ZM195 51V52H194ZM15 52V51H14ZM56 52V53H57ZM60 52V51H59ZM30 53H38V52H30ZM47 53V52H46ZM56 53H55V55H56ZM77 53V52H76ZM9 54V55H8ZM27 56V57H25V55ZM45 54V53H44ZM48 54H50L49 52H48ZM47 54V55H48ZM52 54V53H51ZM58 54V53H57ZM60 54V53H59ZM69 54H70V52H69ZM80 54H82V52L80 53ZM93 54V53H92ZM221 54H223L224 56H225V58L228 60V61H230L229 63H226L225 64V61H223L225 58L224 57H222L221 56ZM35 55V54H34ZM71 55V54H70ZM83 55V54H82ZM86 55H88V54H86ZM95 52H94V58H95ZM32 56V55H31ZM69 56V55H68ZM81 56V55H80ZM33 57V56H32ZM38 57V58H37ZM45 57H48V59H46ZM59 57V56H58ZM84 57V56H83ZM86 57V56H85ZM90 57V56H89ZM34 58V57H33ZM56 58V57H55ZM79 58V57H78ZM39 59H42L43 60V64H42V66H38L37 64H36V62L39 60ZM61 59V58H60ZM225 59V60H226ZM34 60V61H33ZM167 61L166 63H168V65H169V61H172V67H174L175 66V68H176V64H178L177 65V67L179 66V67H183V71H181L182 73H181V75H182V83L181 84H179V82H177L178 84H179V88H177V85H176V76L179 74V73H176V72H174V70H172L171 68H170V71L168 70V71H166V65H165V63H164V61ZM51 61V60H50ZM55 61V60H54ZM79 61V63L81 64V62H80V59L78 60ZM81 61H83V59L81 60ZM86 61V60H85ZM179 61V63H176L175 64V62H178ZM53 62V61H52ZM76 62V61H75ZM78 63V64H79ZM52 64V63H51ZM75 64V63H74ZM80 64H79V67H80ZM43 65H45V67L43 66ZM53 65V64H52ZM234 65V66H235ZM76 66H78V65H76ZM89 66V65H88ZM236 66H235V68H236ZM82 67V66H81ZM86 67V66H85ZM58 68V67H57ZM73 68V67H72ZM79 69V68H78ZM81 69V68H80ZM180 69V68H179ZM236 70V69H235ZM51 71V70H50ZM50 71H48V72H50ZM79 70H77V72H78ZM44 72V73H43ZM47 72V73H48ZM72 72V73H71ZM83 73H85L84 71H83ZM241 73V74H242ZM49 74V73H48ZM70 74H73V76H71L72 78L70 79ZM209 74H212V75H209ZM91 77V78H93L92 79V81H90V80H88V77ZM211 78H220V79H222L223 80V89H222V91L220 92V93H214L211 89H210V87H209V81H210V79ZM72 80L71 82H70V80ZM241 79V78H240ZM243 79V78H242ZM194 80V79H193ZM246 80V79H245ZM178 81H180V80H178ZM204 82H205V84H204ZM243 82V81H242ZM197 83V84H196ZM196 84V85H195ZM197 88V87H196ZM235 88V87H234ZM191 89V88H190ZM193 89V88H192ZM191 89V90H192ZM199 89V88H198ZM198 89H196V90H198ZM231 90H232V87H231ZM191 92V91H190ZM202 97V96H201ZM200 97V98H201ZM181 99V98H180ZM184 99L185 100H189V92H187L186 94H185V96H184ZM228 100V99H227ZM30 101V102H29ZM186 102V101H185ZM223 102L225 103V100L223 99ZM222 102V103H223ZM27 103H30V105L28 104L27 105ZM179 103V102H178ZM205 103V102H204ZM24 104V105H23ZM206 104V103H205ZM205 104H202L201 105V107H203V106H206ZM219 104H221V103H219ZM226 105V104H225ZM174 106V105H173ZM168 107V108H167ZM175 107V106H174ZM183 107V106H182ZM188 107V106H187ZM219 107V106H218ZM221 107V106H220ZM168 109V110H167ZM218 110V109H217ZM189 111V110H188ZM193 111V110H192ZM170 112V113H169ZM190 112H191V110H190ZM204 112V111H203ZM176 113V112H175ZM202 114V113H201ZM170 115V116H169ZM18 117H29L30 118V123L29 124H27V125H24V124H22V123H19V122H16V121H13L14 119H18ZM190 120H195V119H198V121H188V124L189 125H192L193 127H195V130L194 131H196V129H197V131H198V129L200 128V127H202V126H204V125H206V121H205V119H206V117L205 116H201L200 115V118H195L194 116H190V117H188ZM24 119H26V118H24ZM116 119L117 120H119V121H116ZM182 119V118H181ZM188 119V120H189ZM22 120L20 119V122H21ZM27 121H28V119H27ZM23 122H25V120L23 121ZM26 123V122H25ZM184 123V122H183ZM186 123V122H185ZM19 125V131H21L22 132V134H24V136H25V138H26V140H27V137L31 134L32 135V138H30V140L28 139V141L29 142H27V143H29V146L28 147H26V140H24V141H22V142H20L19 144L18 143H16V142H14L13 140H12V137H13V135L15 134V132L18 130L17 128V126ZM33 126H34V128H33ZM165 126V125H164ZM179 127V126H178ZM192 128V127H191ZM156 130V131H155ZM156 132L155 134H156V136L154 137V139H153V137H152V133L153 132ZM254 132H255V130H254ZM254 132H253V135H254ZM198 133V132H197ZM197 133H195L192 137L193 138H196V136H197ZM252 134V133H251ZM259 134V133H258ZM163 136H164V134H163ZM256 136V135H255ZM31 137V136H30ZM241 137V136H240ZM185 139V138H184ZM181 140V139H180ZM185 141V140H184ZM163 142V141H162ZM171 142V141H170ZM244 142L245 143H243V146H244V144H246V145H248V144H251L250 142H251V136L250 137H246V139H244ZM25 143V144H24ZM34 143V144H33ZM46 143V142H45ZM140 143V144H139ZM174 143V142H173ZM238 143H240V142H238ZM252 143H253V139H252ZM33 144V145H32ZM242 145V144H241ZM246 145H245V147H246ZM242 146V150L244 149V147ZM254 145H251V146H247L248 148L249 147H251V150L253 149V148H257V147H253ZM177 147V146H176ZM253 147V148H252ZM261 146H259V148H260ZM77 148L79 149V151L77 150ZM183 148V147H182ZM161 149V148H160ZM170 149H171V147H170V144H169V146H166V147H164L163 149H162V151H161V158H162V165H163V167H164V165H165V159L167 158V156H168V154L170 153ZM254 149V151H256ZM261 149V148H260ZM26 150H29L27 153H26ZM259 150V149H258ZM172 151H174V150H172ZM178 151V150H177ZM244 151H245V149H244ZM259 151H261V150H259ZM258 151V152H259ZM50 152V151H49ZM246 152H247V149H246ZM182 153H183V151H182ZM244 154H245V152H243ZM250 154L251 153H253V150H252V152H249ZM261 153V152H260ZM31 154V153H30ZM29 154V155H30ZM244 154H242V155H244ZM247 155H248V157H249V155L250 154H248V153H246ZM259 154V153H258ZM29 155H27V156H29ZM50 155V154H49ZM133 155V154H132ZM260 155V154H259ZM23 156V155H22ZM55 156V155H54ZM157 156V155H156ZM155 156V157H156ZM169 156H171V155H169ZM168 156V157H169ZM256 156H258V155H256ZM255 156V157H256ZM261 157H262V154L260 155ZM25 157V156H24ZM86 157V156H85ZM98 157V156H97ZM134 157V156H133ZM158 157V156H157ZM174 158H175V156H173ZM243 157V156H242ZM241 157V158H242ZM251 157V156H250ZM29 158H30V156H29ZM44 158V157H43ZM99 158V157H98ZM132 158V157H131ZM179 158V157H178ZM177 158V159H178ZM244 158H245V156H244ZM247 158V157H246ZM257 158V157H256ZM258 158H259V156H258ZM17 159V158H16ZM76 159V158H75ZM78 159H80V158H78ZM78 159H76V160H78ZM82 159V158H81ZM101 159V160H102ZM104 159V160H105ZM130 159V158H129ZM172 159V158H171ZM177 159H175V161L177 160ZM252 159H255V158H252ZM52 160V159H51ZM132 160V159H131ZM135 160V159H134ZM155 160V159H154ZM174 160V159H173ZM182 160V159H181ZM259 160H262V159H259ZM20 161V160H19ZM22 161V160H21ZM40 161V160H39ZM103 161V160H102ZM122 161V160H121ZM130 161V160H129ZM153 161V160H152ZM167 161V160H166ZM243 161V160H242ZM250 161V159H248V162L246 161V163H245V165L246 164H248V163H250L249 162ZM254 160H252V162L251 163H254L253 162ZM25 162V161H24ZM44 162V161H43ZM80 162V161H79ZM96 162V161H95ZM135 162V161H134ZM138 162V160L136 161V163ZM148 162V161H147ZM151 162V161H150ZM157 162V161H156ZM256 162H258V161H256ZM260 162V161H259ZM258 162V163H259ZM2 163V162H1ZM17 164H19L18 162H16ZM47 163V162H46ZM51 164H52V162H50ZM63 163V164H62ZM100 163H102V162H100ZM114 163V162H113ZM115 163H116V160H115ZM119 163V162H118ZM124 166H128V167H130L129 166V164H128V162H121ZM135 163V164H136ZM141 163V162H140ZM149 163V162H148ZM169 163V162H168ZM243 163V162H242ZM250 163V164H251ZM258 163H256V164H258ZM262 163V162H261ZM260 163V164H261ZM3 164V163H2ZM51 164H48V165H51ZM62 164V165H61ZM94 164V163H93ZM139 164V163H138ZM152 164V163H151ZM171 164V163H170ZM169 164V165H170ZM28 165V164H27ZM46 165V164H45ZM66 165V166H65ZM69 165V164H68ZM109 165V164H108ZM116 165V164H115ZM239 165V164H238ZM242 165H244V163L242 164ZM253 165V164H252ZM5 166H6V164H5ZM15 165H13V167H14ZM19 166V165H18ZM96 166V165H95ZM105 166V165H104ZM141 166V165H140ZM175 166V165H174ZM178 166V165H177ZM180 166V165H179ZM256 167H252V168H257L258 169V167H257V165H255ZM21 167V166H20ZM46 167V166H45ZM87 167V166H86ZM85 167V168H86ZM99 167H100V165H99ZM103 167V166H102ZM154 167H155V165H154ZM162 167V168H163ZM173 166H171V168H172ZM242 167H244V166H241V168ZM246 167H247V165H246ZM16 168H17V166H16ZM28 168V167H27ZM54 168V167H53ZM58 168V167H57ZM61 168H59V169H61ZM68 168H69V166H68ZM68 168H67V170H68ZM82 168V167H81ZM84 168V167H83ZM90 168V167H89ZM127 168V167H126ZM147 168H148V166H147ZM153 168V167H152ZM167 168V167H166ZM176 168V167H175ZM185 168H187L186 166H185ZM251 168V167H250ZM252 168H251V170H252ZM12 169V168H11ZM18 169V168H17ZM20 169V168H19ZM19 169H18V171H19ZM23 169V168H22ZM36 169V168H35ZM91 169V168H90ZM151 169V168H150ZM165 169V168H164ZM170 169V168H169ZM238 169H240V168H238ZM244 169V168H243ZM247 169H249L248 167L246 168V170ZM256 169V170H257ZM54 170V169H53ZM52 170V171H53ZM61 170V171H62ZM70 170V169H69ZM69 170L67 171V173L69 172ZM83 170V169H82ZM81 170V171H82ZM153 170V169H152ZM179 170V169H178ZM181 170V169H180ZM234 170V169H233ZM258 170H260V169H258ZM11 171V170H10ZM14 171V170H13ZM17 170H15V172H16ZM18 171H17V173H18ZM73 171H75V170H73ZM80 171V170H79ZM85 171V170H84ZM147 171V170H146ZM151 171V170H150ZM168 171V170H167ZM237 171V170H236ZM250 171V170H249ZM255 171V170H254ZM262 171V170H261ZM62 172V173H63ZM72 172V171H71ZM92 172V171H91ZM106 172V171H105ZM169 172V171H168ZM167 172V173H168ZM173 172V171H172ZM174 172H176V171H174ZM251 172V171H250ZM259 172V171H258ZM258 172H255V174L257 173V175H258ZM17 173L15 174L16 176H17ZM88 173H89V171H88ZM100 173V172H99ZM140 173V172H139ZM139 173H137V174H139ZM166 173V172H165ZM165 173H164V175H165ZM246 172L244 171V173L243 174H245ZM14 174V173H13ZM70 174V173H69ZM74 174V173H73ZM134 174H136V173H134ZM153 174V171H152V173H151V175ZM174 174V173H173ZM240 174V173H239ZM238 174V175H239ZM242 174V173H241ZM41 175H43V176H48V175H50L51 176V180L53 181V182H55V183H58V182H60V180L61 179H63V175H60V174H57V173H53L52 172V174H49V172H48V170L46 169V168H44V171L42 170V174ZM71 176H72V174H70ZM75 175V174H74ZM73 175V176H74ZM77 175V174H76ZM87 175V174H86ZM91 175V174H90ZM111 175V174H110ZM114 175V174H113ZM142 175V174H141ZM175 175V174H174ZM249 175L251 176L252 174H250L249 173ZM248 175V176H249ZM254 175V174H253ZM70 176V177H71ZM72 176V177H73ZM88 176V175H87ZM86 176V177H87ZM106 176V175H105ZM109 176V175H108ZM137 176V175H136ZM143 176H144V174H143ZM142 176V177H143ZM146 176V175H145ZM150 176V175H149ZM158 176V175H157ZM171 176V175H170ZM169 176V177H170ZM176 176V175H175ZM242 176V175H241ZM17 177H19V176H17ZM16 177V178H17ZM23 177V176H22ZM27 177V176H26ZM65 177H66V175H65ZM67 177H68V175H67ZM78 177V176H77ZM80 177V176H79ZM140 178L141 180H143V179H145V177L144 178ZM164 177V176H163ZM244 177H246V176H244ZM252 177V176H251ZM257 177H260V175H258ZM15 178V177H14ZM20 178V177H19ZM42 179H43V177H41ZM48 178V177H47ZM148 178V177H147ZM150 178V177H149ZM161 178V177H160ZM159 178V179H160ZM167 177H165V178H162V179H160L157 183L158 184H160V186H167L166 184H167V179H166ZM172 178V177H171ZM174 178V177H173ZM238 178H240L239 176H238ZM250 178V177H249ZM248 178V179H249ZM253 178V177H252ZM254 178L256 179V177L254 176ZM25 179V178H24ZM72 179V178H71ZM84 179V178H83ZM93 179V178H92ZM155 179V178H154ZM176 179V178H175ZM174 179V181L176 182V180ZM183 179V178H182ZM230 179V178H229ZM233 179V178H232ZM259 178H257V181H259L258 180ZM15 180V179H14ZM21 180V179H20ZM22 180H23V178H22ZM77 180V182H78V178L76 179ZM86 180V179H85ZM88 180H90V179H88ZM87 180V183L89 184V181ZM146 180V179H145ZM148 180V179H147ZM172 180V179H171ZM231 180V179H230ZM241 180V179H240ZM240 180L238 181L237 179H236V181H238V182H240ZM244 180V179H243ZM13 181V180H12ZM17 181H19V180H16L15 182H17ZM25 181V180H24ZM71 181V180H70ZM93 181V180H92ZM135 181V180H134ZM189 181V180H188ZM229 181V180H228ZM244 181H248V180H244ZM250 181V180H249ZM32 182V181H31ZM61 182H63L62 180H61ZM64 182H65V179H64ZM80 182V181H79ZM97 182V181H96ZM109 182V181H108ZM107 182V183H108ZM170 182V181H169ZM168 182V183H169ZM182 182H184L183 180H182ZM193 182V181H192ZM253 182V181H252ZM52 183V182H51ZM103 183V182H102ZM105 183H106V181H105ZM104 183V184H105ZM178 183V182H177ZM188 183V182H187ZM200 183V182H199ZM235 183H237V182H235ZM234 183V184H235ZM245 182H243V184H244ZM251 183V182H250ZM256 183V180H254V184ZM258 183V182H257ZM30 184V183H29ZM142 184V183H141ZM196 184V183H195ZM202 184V183H201ZM228 184V183H227ZM232 184V183H231ZM233 184V185H234ZM240 184H242V183H240ZM239 184V185H240ZM248 184H249V182H248ZM252 184V183H251ZM251 184H249L250 186H251ZM253 184V185H254ZM16 185V184H15ZM52 185V184H51ZM60 185V184H59ZM82 185H83V181H82ZM106 185V184H105ZM170 185V184H169ZM177 185V184H176ZM192 185H193V183H192ZM191 185V186H192ZM236 186V184L234 185L236 188V190L235 191H233L234 193V195H235V198L237 199V196L238 195H240V193H242L241 192V187H244V186ZM246 185H247V183H246ZM249 185H247V186H249ZM20 186H21V184H20ZM57 187H58V185H56ZM77 186V185H76ZM88 186H91V184H89ZM100 186V185H99ZM134 186V185H133ZM154 186V185H153ZM197 186H200V185H197ZM202 186V185H201ZM208 186V185H207ZM227 186V185H226ZM18 187V186H17ZM51 186L49 185V188H50ZM60 187V186H59ZM79 187V186H78ZM163 187H161L160 189H162ZM86 188V187H85ZM100 188V187H99ZM106 188V187H105ZM190 188V187H189ZM195 189H196V186L194 187ZM202 188V187H201ZM204 188V187H203ZM202 188V189H203ZM249 188V187H248ZM252 188H254V187H252ZM251 188V189H252ZM15 189V188H14ZM56 189V188H55ZM63 189V188H62ZM66 189V188H65ZM80 189H81V187H80ZM88 189V188H87ZM109 189V188H108ZM113 189V188H112ZM134 189V188H133ZM164 189V188H163ZM167 189V188H166ZM191 189H192V187H191ZM195 189H194V192H195ZM205 189V188H204ZM204 189H203V191H204ZM246 190H247V187L245 188ZM250 188H249V190H251ZM17 190H19V189H17ZM54 190V189H53ZM52 190V191H53ZM111 190V189H110ZM125 190V189H124ZM129 190H130V187H129ZM153 191L152 192H154V189H152ZM165 190V189H164ZM219 190H220V188H219ZM24 191V190H23ZM58 191H60V190H58ZM88 191H91V193H92V190H88ZM127 191V190H126ZM131 191H132V189H131ZM130 191V192H131ZM135 191V190H134ZM133 191V192H134ZM187 191V190H186ZM206 191V190H205ZM79 192V191H78ZM81 192H83V191H81ZM80 192V193H81ZM118 192V191H117ZM136 192V191H135ZM164 192V191H163ZM166 192V191H165ZM164 192V193H165ZM193 192V193H194ZM196 192H197V190H196ZM195 192V193H196ZM220 192V191H219ZM243 192H245V190L243 191ZM250 192H252V190L250 191ZM9 193V192H8ZM65 193H66V191H65ZM90 193V194H91ZM129 193V192H128ZM182 193V192H181ZM199 193V192H198ZM197 193V194H198ZM214 194H215V192H213ZM262 193V192H261ZM71 194V193H70ZM84 194H88V192H85ZM116 194H118V193H116ZM126 194V193H125ZM162 195H164L163 193H161ZM204 194V193H203ZM202 194V195H203ZM245 194L247 195V192H245ZM52 195V194H51ZM59 195V194H58ZM57 195V196H58ZM94 195V194H93ZM92 195V198L94 197ZM150 195V194H149ZM157 195V194H156ZM162 195H159V196H157V198H159V197H162ZM202 195L201 196H195V194H194V198H193V200L191 201V200H189V207H187L188 209H187V211L188 212H195V211H197V213H200V212H198V210L200 209L199 208V205H200V203L202 202ZM205 195V194H204ZM211 195V194H210ZM225 195H227V194H225ZM242 195V194H241ZM244 195V194H243ZM19 196V195H18ZM54 196H55V192H54ZM74 196V195H73ZM76 196V195H75ZM86 196H88V195H86ZM90 196V195H89ZM88 196V197H89ZM142 196V195H141ZM220 196H222L221 195V193H220ZM252 196V195H251ZM250 196V197H251ZM257 196H258V194H257ZM22 197V196H21ZM69 197V196H68ZM78 197V196H77ZM96 197V196H95ZM99 197V196H98ZM119 197V196H118ZM246 197V196H245ZM244 197V198H245ZM248 197V196H247ZM254 197V196H253ZM57 198H59V197H57ZM74 199H75V197H73ZM80 198V197H79ZM84 198V197H83ZM91 198V197H90ZM100 198V197H99ZM125 198V197H124ZM127 198V197H126ZM150 198H152V197H150ZM189 198V197H188ZM205 198H206V196H205ZM235 198H234V201H235ZM257 198V197H256ZM258 198H261L260 200H262L263 198L262 197H258ZM60 199H62V196H61V198ZM64 199V198H63ZM69 199V198H68ZM78 199V198H77ZM148 199V198H147ZM169 199V198H168ZM2 200V199H1ZM83 200V199H82ZM156 200V199H155ZM177 200H178V198H177ZM176 200V201H177ZM231 200H233V198L231 199ZM247 200H248V198H247ZM250 200V199H249ZM256 200V199H255ZM64 201V200H63ZM68 201V200H67ZM251 201V200H250ZM61 202V201H60ZM66 202V201H65ZM70 202H72L70 199H69V203H68V205H71L70 204ZM74 202V201H73ZM76 202H78V200L76 201ZM75 202V203H76ZM84 202V201H83ZM91 202V201H90ZM224 202V201H223ZM255 202V201H254ZM258 202V201H257ZM259 202H261V201H259ZM263 202H264V200H263ZM56 203V202H55ZM64 203V202H63ZM67 203V202H66ZM79 203V202H78ZM77 203V204H78ZM88 203V202H87ZM105 203V202H104ZM188 203V202H187ZM256 203V202H255ZM65 204V203H64ZM93 204V203H92ZM95 204V203H94ZM97 204V203H96ZM169 204V203H168ZM234 204V203H233ZM254 204V203H253ZM262 205H263V203H261ZM260 204V205H261ZM57 205V204H56ZM67 205V204H66ZM67 205V206H68ZM72 205H73V203H72ZM75 205V204H74ZM185 205V204H184ZM235 205V204H234ZM236 205H237V203H236ZM242 205H245V204H242ZM242 205H240V206H242ZM257 205V204H256ZM259 205V206H260ZM108 206V205H107ZM106 206V207H107ZM137 206V205H136ZM206 206V205H205ZM233 205L231 204V207H232ZM253 206H255V204L253 205ZM66 207V206H65ZM69 207V206H68ZM71 207V206H70ZM73 207H76V206H73ZM81 207V206H80ZM101 207V205L99 206V208ZM104 207H105V205H104ZM109 207V206H108ZM184 207V206H183ZM231 207H230V209H231ZM234 207H236V206H234ZM233 207V208H234ZM247 207V206H246ZM246 207H244V210L246 209ZM256 207V206H255ZM254 207V208H255ZM67 208V207H66ZM66 208H63V209H66ZM72 208V207H71ZM71 208H70V211H71ZM77 208V207H76ZM82 208V207H81ZM85 208V207H84ZM110 208H112V207H110ZM248 208V207H247ZM254 208H253V210H254ZM257 208V207H256ZM260 208H261V206H260ZM263 208V207H262ZM52 209H54V208H52ZM55 209H57V208H55ZM69 209V208H68ZM86 209V208H85ZM92 209H94V208H92ZM186 209V208H185ZM228 209V207L226 208V210ZM230 209L228 210V212H230ZM237 209V208H236ZM5 210V209H4ZM62 210V209H61ZM61 210H56V211H60V212H65V210L64 211H61ZM74 210H75V208H74ZM96 210V209H95ZM102 210V209H101ZM104 210V209H103ZM102 210V212H104ZM238 210V209H237ZM246 210H248V209H246ZM249 210H251V212H252V208L251 209H249ZM256 210V209H255ZM8 211V210H7ZM53 211V210H52ZM52 211H50V212H52ZM55 211V212H56ZM68 211V210H67ZM67 211H66V213H67ZM73 211V210H72ZM76 211H78V209H76ZM76 211H73V212H75V213H77ZM86 210H84L83 212H85ZM94 211V210H93ZM107 211V210H106ZM232 212L234 211V210H231ZM262 211V209L260 210V212ZM9 212V211H8ZM92 212V211H91ZM101 212V213H102ZM184 212H185V210H184ZM206 212H207V210H206ZM254 212V211H253ZM6 213V212H5ZM45 213V212H44ZM58 213V212H57ZM69 213V212H68ZM80 213V212H79ZM96 213V212H95ZM100 213V212H99ZM100 213V214H101ZM105 213H107V212H105ZM115 213V212H114ZM183 213V212H182ZM196 213V212H195ZM204 212H202V214H203ZM208 213V212H207ZM206 213V214H207ZM215 213H217V212H214V214ZM235 213H236V215H237V213H238V211L236 212L235 211ZM234 213V214H235ZM52 214V213H51ZM64 214V213H63ZM70 214V213H69ZM69 214H68V217H69ZM85 214V213H84ZM99 214V215H100ZM109 214V213H108ZM107 214V215H108ZM123 214V213H122ZM190 214V213H189ZM213 214V215H214ZM227 214V213H226ZM225 214V215H226ZM229 214V213H228ZM230 214H231V212H230ZM229 214V215H230ZM233 214V215H234ZM251 214H253V213H251ZM262 214V213H261ZM2 215V214H1ZM11 215V214H10ZM13 215V214H12ZM53 215V214H52ZM58 215V214H57ZM60 215H61V213H60ZM65 215V214H64ZM76 215V214H75ZM93 215V214H92ZM96 215V214H95ZM115 215V214H114ZM118 215V214H117ZM185 215V214H184ZM187 215V214H186ZM186 215H185V218H186ZM201 215V214H200ZM224 215V214H223ZM222 215V216H223ZM228 215V216H229ZM233 215H232V217H233ZM16 216H17V214H16ZM51 216V215H50ZM55 216V215H54ZM63 216V215H62ZM66 217H67V215H65ZM80 216V215H79ZM103 215H100V217H101V219H103V217L105 216H103ZM189 216V215H188ZM187 216V217H188ZM195 214H194V217L193 218H195ZM238 216V215H237ZM250 216V215H249ZM252 216H254V215H252ZM262 216H263V214H262ZM261 216V217H262ZM44 217V216H43ZM83 217H84V215H83ZM116 217V216H115ZM118 217V216H117ZM121 217V216H120ZM190 217V216H189ZM212 217V216H211ZM225 217V216H224ZM231 216H229L228 218H230ZM239 217H240V213H239ZM239 217H238V219H239ZM251 217V216H250ZM258 217V216H257ZM256 217V218H257ZM12 218V217H11ZM15 218V217H14ZM34 218V217H33ZM52 218H53V216H52ZM76 218V217H75ZM78 218V217H77ZM93 218H95V216L93 217ZM106 218V217H105ZM111 218V217H110ZM182 218H184V217H182ZM213 218V217H212ZM227 217L226 218H224V220L226 219H228ZM236 216H235V220H236ZM255 218V219H256ZM259 218V217H258ZM66 219V218H65ZM71 218H69V221L71 222V220H70ZM98 219V218H97ZM113 219V218H112ZM119 219V218H118ZM117 219V220H118ZM187 219V218H186ZM191 219V218H190ZM207 219V218H206ZM214 219H215V217H214ZM217 220H218V217L216 218ZM254 219V220H255ZM18 220V219H17ZM27 220V219H26ZM57 219H55V221H56ZM62 220V219H61ZM61 220H59L60 221V223H61ZM92 220H94V219H92ZM106 220H108V218H106ZM110 220V219H109ZM114 220H116V219H113V221ZM183 220V219H182ZM193 220H195V219H193ZM225 220V221H226ZM244 220V219H243ZM53 221V220H52ZM58 221V222H59ZM63 221H64V219H63ZM62 221V222H63ZM73 221V220H72ZM75 221H76V219H75ZM79 220L77 219V222H78ZM84 222L86 221V220H83ZM96 221V220H95ZM98 221H100L99 219H98ZM122 221V220H121ZM120 221V222H121ZM184 221V220H183ZM204 221H206V220H204ZM214 221V220H213ZM223 221V220H222ZM229 221V220H228ZM227 221V222H228ZM231 221H232V223H233V225L235 226V223H234V220L231 218ZM231 221H229V222H231ZM236 221H238V220H236ZM54 222V221H53ZM67 222V221H66ZM87 222V221H86ZM102 222V221H101ZM100 222V223H101ZM114 222H116V221H114ZM113 222V223H114ZM189 222V221H188ZM226 222V223H227ZM240 222H241V219L239 220V224H240ZM243 223H245L244 221H242ZM247 222V221H246ZM57 223V222H56ZM65 223V222H64ZM64 223H61V224H64ZM73 223V222H72ZM83 223V222H82ZM96 223H97V221H96ZM99 223V224H100ZM103 223V222H102ZM101 223V224H102ZM107 223V222H106ZM186 223V222H185ZM184 223V224H185ZM206 223V222H205ZM204 223V224H205ZM215 223V222H214ZM225 223V222H224ZM223 222H222V224H224ZM226 223L224 224V225H226ZM9 224H10V222H9ZM47 224V223H46ZM58 224V223H57ZM60 224V225H61ZM71 224V223H70ZM94 224V223H93ZM98 224V223H97ZM96 224V225H97ZM115 224V223H114ZM117 224H118V222H117ZM141 224V223H140ZM187 224V223H186ZM228 224V223H227ZM52 225V224H51ZM60 225L58 226L57 225V228H56V226L55 225H53L54 226V228H55V230H54V233H55V235L54 236H46L47 237V239L46 240H42L43 242L41 243V245H40V249L38 248V250H39V252L37 253V256H38V258H36V260H37V262L36 263H34V264H72V263H76V262H74V260L72 259V255L71 254H78L79 256H76L77 258H79V257H81L80 255L82 254V253H84V254H82V256L83 255H85V252L86 253H88V250H89V248L91 247L90 245H88V246H90V247H88L87 249L86 248H83L84 247V245H83V247H80V245H82V243L80 244V242L82 241L83 242V240H82V238H83V235L84 236H86L83 232L84 231H82V233H83V235L80 233H78V234H73L74 232H70V231H75V229L77 228V225H73V226H71V225H67V227H66V229L64 228V230H62L61 231V229H63V228H61L60 230L58 229L59 227H60ZM116 225V224H115ZM119 225V224H118ZM182 225V224H181ZM181 225H180V227H181ZM190 225H191V223H190ZM229 225H230V223H229ZM228 225V226H229ZM232 225V226H233ZM237 225V224H236ZM42 226V225H41ZM46 226V225H45ZM48 226H50V224L48 225ZM64 226V225H63ZM62 226V227H63ZM101 226V225H100ZM111 226V225H110ZM113 226V225H112ZM111 226V227H112ZM117 226V225H116ZM120 226H121V224H120ZM126 226V225H125ZM187 226V225H186ZM213 226V225H212ZM211 226V227H212ZM221 226V225H220ZM227 225L225 226V227H228ZM233 226V229H231V231L232 230H234V227ZM239 226V225H238ZM51 227V226H50ZM49 227V228H50ZM96 227V226H95ZM111 227H110V229H111ZM183 227H184V225H183ZM182 227V228H183ZM204 227V226H203ZM48 228V227H47ZM48 228V229H49ZM82 228H83V226H82ZM98 228H100V229H102V230H104V226H103V224H102V226L101 227H99L98 226ZM118 229H119V227H117ZM116 228V229H117ZM126 228H127V226H126ZM149 228H150V226H149ZM190 228V227H189ZM210 228V227H209ZM222 228V230H223V228H224V226L223 227H221ZM237 228V227H236ZM241 228H244V227H241ZM240 226H239V233H241V235H242V232H240ZM30 229V228H29ZM47 229V230H48ZM56 229H58L59 230V233L58 232H56V231H58V230H56ZM87 229V228H86ZM94 229V228H93ZM96 229V228H95ZM109 229V230H110ZM117 229V230H118ZM122 229V228H121ZM135 229V228H134ZM177 229V228H176ZM178 229H179V227H178ZM178 229H177V231H178ZM214 229V228H213ZM228 229L230 230V228H227V232H229L228 231ZM37 230V229H36ZM67 232H66V231ZM80 230H83V229H80ZM97 230H99V229H97ZM102 230H99V232L100 231H102ZM117 230H115V231H117ZM120 230V229H119ZM124 230H126V229H124ZM141 230V229H140ZM157 230V229H156ZM225 230H226V228H225ZM225 230H223L222 231V233H224V231ZM244 230V229H243ZM248 230V229H247ZM39 231V230H38ZM43 231V230H42ZM41 231V232H42ZM49 231H52L51 229L49 230ZM61 231V232H60ZM63 231H65L66 233H62ZM95 231V230H94ZM93 230L91 231V232H94ZM107 231H108V229H107ZM113 231H114V228H113ZM112 231V232H113ZM127 231V230H126ZM150 231V230H149ZM176 231V232H177ZM182 231V230H181ZM180 231V232H181ZM111 232V231H110ZM111 232V233H112ZM118 232V231H117ZM121 232V231H120ZM179 232V231H178ZM179 232V233H180ZM250 232H253L252 231V229H251V231ZM45 233H46V231H45ZM49 232H47V234H48ZM107 233V232H106ZM105 233V234H106ZM160 233V232H159ZM164 233V232H163ZM185 234H186V231L184 232ZM230 233V232H229ZM90 234H92V233H90ZM100 234V233H99ZM101 234H102V232H101ZM108 234H109V231H108ZM117 234V233H116ZM118 234H120V233H118ZM117 234V235H118ZM127 234V233H126ZM181 234V233H180ZM187 234H188V231H187ZM226 234H228V233H226ZM246 234V233H245ZM251 234V233H250ZM249 234V235H250ZM46 235V234H45ZM51 235V234H50ZM89 234L87 233V236H88ZM96 235V234H95ZM98 235V234H97ZM107 235V234H106ZM114 235H115V232H114ZM114 235H110L111 236V238L114 236ZM145 235V234H144ZM183 234H181V236H182ZM225 235V233L223 234V236ZM229 235V234H228ZM231 235H233V234H231ZM235 235H237V234H235ZM241 235H240V237H239V235L238 236H235V239H236V237H239L240 238V240H241ZM247 235V234H246ZM41 236V235H40ZM94 236V235H93ZM99 236V235H98ZM133 236V235H132ZM135 236V235H134ZM179 235L177 234V239L179 238L178 237ZM187 236V235H186ZM218 236V235H217ZM226 236V235H225ZM222 237V235H221V237H222V239H221V242H220V244H221V248H224V249H226V246L232 241V243H233V241H234V239L233 240H231V238L229 239V237L230 236H226V237ZM95 237V236H94ZM108 237V236H107ZM116 237V236H115ZM127 237V236H126ZM138 237H140V236H138ZM184 237H185V235H184ZM214 237V236H213ZM228 237V240L230 241H228L229 243L227 244V242H226V238ZM42 238V237H41ZM41 238H39V239H41ZM51 238V239H50ZM100 238V237H99ZM117 238L118 237H116V240H117ZM154 238V237H153ZM169 238H170V236H169ZM190 238V237H189ZM195 238V237H194ZM193 238V239H194ZM233 238V237H232ZM34 240H35V238H33ZM87 239H89L90 241V243H91V241H93V237L92 236H88L87 238H86V240ZM95 239L97 240V238L95 237ZM94 239V240H95ZM106 239V238H105ZM104 239V240H105ZM107 239H109V237L107 238ZM107 239H106V241H107ZM141 239V238H140ZM139 239V240H140ZM155 239V238H154ZM179 239H181V238H179ZM178 239V240H179ZM184 239V238H183ZM200 239V238H199ZM247 239V238H246ZM36 240H37V238H36ZM104 240H102V241H104ZM113 240V239H112ZM135 240H136V238H135ZM159 241V239H157L156 238V240L155 241ZM160 240H162V239H160ZM190 240V239H189ZM207 240V239H206ZM237 240H239L238 238H237ZM237 240H235L236 242H238ZM88 241V240H87ZM153 241V240H152ZM157 241V242H158ZM175 241V240H174ZM186 241V240H185ZM242 241V240H241ZM11 242V241H10ZM35 242H37V241H35ZM97 242V241H96ZM133 242H135V241H133ZM141 242V241H140ZM140 242H138L139 244H140ZM149 242V241H148ZM154 242V241H153ZM153 242H152V244H153ZM166 242V241H165ZM183 242V241H182ZM194 242H195V240H194ZM197 242V241H196ZM32 243V242H31ZM38 243V242H37ZM37 243H34V244H37ZM88 243V242H87ZM86 243V244H87ZM93 243H95V242H93ZM100 243H102V242H100ZM108 243V242H107ZM184 243V242H183ZM202 243V242H201ZM238 243H240V242H238ZM96 244H98V243H96ZM104 244H106V243H104ZM103 244V245H104ZM109 244V243H108ZM113 244V243H112ZM131 244V243H130ZM130 244L128 243V240H126L125 239V234L124 233H121L120 234V238L112 245V246H114V250H112V252H111V250H110V252H111V254L114 256V259H112L113 261H114V264L116 263V264H150V262H149V260L148 259H146L145 257H143L142 255H139L138 253H137V251L135 252V251H131V248H130ZM146 244V243H145ZM156 244H158V243H156ZM166 244V243H165ZM182 244V243H181ZM180 244V245H181ZM192 244H193V242H192ZM227 244V245H226ZM241 244V243H240ZM38 245V244H37ZM141 245V244H140ZM139 245V246H140ZM143 245V244H142ZM147 245H148V243H147ZM147 245H144V248H145V246H147ZM155 245V244H154ZM153 245V246H154ZM164 245V244H163ZM183 245V244H182ZM197 245H202V244H197ZM235 249L237 250H235L234 249V251H236V252H238V250H239V248L240 247H237V246H239V245H237L236 243H235ZM0 246H1V242H0ZM32 246V245H31ZM39 246V245H38ZM86 246V245H85ZM93 246V245H92ZM96 246V245H95ZM106 246H107V244H106ZM136 246H138V245H136ZM138 246V247H139ZM175 246V245H174ZM177 246V245H176ZM178 246H179V244H178ZM177 246V247H178ZM188 246V245H187ZM230 246V245H229ZM244 246V245H243ZM248 246V245H247ZM9 247V246H8ZM28 247V246H27ZM94 247V246H93ZM98 247V246H97ZM97 247H95L96 248V250L98 249H100L102 246H100V248H97ZM148 247V246H147ZM146 247V248H147ZM149 247H151L150 245H149ZM165 247V246H164ZM163 247V248H164ZM190 247V246H189ZM219 247V248H220ZM231 247H232V245H231ZM37 248V247H36ZM95 248H93V249H95ZM103 248V247H102ZM111 249H113L112 247H110ZM142 248H143V246H142ZM143 248V249H144ZM153 248V247H152ZM176 248V247H175ZM179 248V247H178ZM220 248V249H221ZM227 248H229V251L230 252H232L230 249V247H227ZM238 248V249H237ZM247 248V247H246ZM135 249V248H134ZM165 249V248H164ZM167 249V248H166ZM172 249H174V248H172ZM188 249V248H187ZM191 249V248H190ZM189 249V250H190ZM223 249V250H224ZM1 250V249H0ZM7 250V249H6ZM25 250V249H24ZM23 250V251H24ZM27 250V249H26ZM102 250H104V248L103 249H101L100 250V254H102L103 252H102ZM108 250V251H109ZM138 250V249H137ZM141 250V249H140ZM146 250H148V249H146ZM174 250H176V249H174ZM193 250H195V249H193ZM198 250V249H197ZM219 250V249H218ZM249 250V249H248ZM34 251V250H33ZM93 251H95V250H93ZM144 251V250H143ZM152 251H153V249H152ZM156 251V250H155ZM165 251V250H164ZM178 251H180V249L178 250ZM221 251V250H220ZM227 251V250H226ZM253 251V250H252ZM28 252V251H27ZM96 252V251H95ZM159 252V251H158ZM166 252V251H165ZM172 252H173V250H172ZM177 251H175V253H176ZM192 252V251H191ZM244 252V251H243ZM246 252V251H245ZM254 252V251H253ZM26 253V252H25ZM29 253V252H28ZM97 253V252H96ZM104 253H106V249H105V251H104ZM141 253H142V250H141ZM146 253V252H145ZM149 253V252H148ZM195 253H196V251H195ZM218 253V252H217ZM225 253V252H224ZM235 253V252H234ZM89 254V253H88ZM162 254H163V252H162ZM173 254H174V252H173ZM176 254H178V253H176ZM183 254V253H182ZM189 254V253H188ZM221 255H222V252L220 253ZM231 254V253H230ZM244 253H242V255L241 256H244L243 255ZM254 254H255V252H254ZM6 255V254H5ZM25 255V254H24ZM27 255H29V254H26V256ZM96 255V254H95ZM99 255V254H98ZM108 255H110L109 253H108ZM150 255H152V253L151 254H149L148 255V258H150L149 256ZM153 255H156V253L154 252V254ZM159 255V254H158ZM179 255V254H178ZM178 255H174V258H175V256H176V258H177V256ZM191 255V254H190ZM189 255V256H190ZM220 255V256H221ZM232 255V254H231ZM246 255H247V252H246ZM249 255V254H248ZM252 256H253V254H251ZM30 256V255H29ZM36 256V257H37ZM101 256V255H100ZM102 256H105V255H102ZM101 256V257H102ZM168 256V255H167ZM188 256V255H187ZM189 256H188V258H189ZM18 257H20V255H18ZM22 257V256H21ZM23 257H25V256H23ZM76 257H75V259H76ZM84 257V256H83ZM88 257H90L89 255H88ZM92 257V256H91ZM90 257V258H91ZM101 257H97L98 259H100ZM153 257V256H152ZM151 257V258H152ZM157 257V256H156ZM162 257V256H161ZM172 257H173V255H172ZM247 257V256H246ZM1 258V257H0ZM27 258V257H26ZM26 258H24V262H25V260H27ZM73 258H74V256H73ZM88 259V260H84L85 262H83V264H89V263H91V261L90 260H92V259ZM92 258H94V256L92 257ZM96 258V259H97ZM104 258V257H103ZM103 258H101L102 259V261H103ZM107 258V257H106ZM165 258V257H164ZM220 258V257H219ZM231 258H232V256H231ZM240 258V257H239ZM244 257H242V259H243ZM255 258H256V256H255ZM29 259H30V261L31 262H34L33 260H31V256L28 258V261H29ZM97 259V260H98ZM100 259V260H101ZM111 259V258H110ZM166 260H167V258H165ZM181 259V258H180ZM218 259V258H217ZM226 259V258H225ZM246 259V258H245ZM13 260V259H12ZM23 260V258L21 259V261ZM35 260V261H36ZM76 260H78V259H76ZM94 260V259H93ZM107 260H109V259H107ZM162 260H163V258H162ZM177 260V259H176ZM195 260V259H194ZM251 260L253 261V259H252V257H251ZM7 261V260H6ZM80 262H81V260H79ZM90 261V262H89ZM101 261V262H102ZM110 261V260H109ZM160 261V260H159ZM178 261H180V260H178ZM244 261V260H243ZM246 261V260H245ZM79 262V263H80ZM93 262V261H92ZM94 262H95V260H94ZM93 262V263H94ZM101 262H99V264L101 263ZM168 262V261H167ZM166 262V263H167ZM170 262V261H169ZM177 262V261H176ZM240 262V261H239ZM256 262H258V261H256ZM18 263V262H17ZM22 263V262H21ZM82 263V262H81ZM92 263V264H93ZM105 264L107 263L106 261L104 262ZM108 263H110V262H108ZM112 263V262H111ZM157 263V262H156ZM165 263V264H166ZM243 263H245V262H243ZM22 264H24V263H22ZM27 264V263H26ZM30 264V263H29ZM97 264H98V262H97ZM173 264V263H172ZM217 264V263H216ZM240 264H242L241 262H240ZM247 264H248V262H247ZM253 264V263H252Z\"/></svg>",
	"mask_w": 264,
	"mask_h": 264
},
{
	"label": "built area",
	"instance_id": "obj_3",
	"mask_svg": "<svg viewBox=\"0 0 264 264\" xmlns=\"http://www.w3.org/2000/svg\"><path fill=\"white\" fill-rule=\"evenodd\" d=\"M221 20L226 30L242 46L243 63L264 72V0H202ZM120 32L110 48L108 73L116 80V86L100 84L93 95L84 96L71 103L58 102L46 120L56 127L59 135L75 144L93 143L100 150H108L116 142L112 123L99 118V113L114 109L112 114L124 113L134 117L133 135L137 142L147 141L151 127L156 122L164 99L166 76L164 72L139 60L133 55L137 47L147 46L152 37L169 35L176 30L183 34L182 25L154 13L144 12L137 2L129 3L117 11ZM26 72L15 73L0 64V108L13 98L22 100L14 85ZM45 82L41 85V90ZM209 87L214 93L223 89V80L211 78ZM26 138L15 133L16 143ZM6 141L0 136V149ZM131 152L124 145H115L112 155L127 160Z\"/></svg>",
	"mask_w": 264,
	"mask_h": 264
}]
</instances>
